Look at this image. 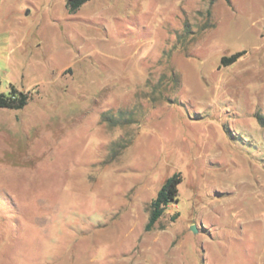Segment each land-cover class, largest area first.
Returning <instances> with one entry per match:
<instances>
[{"label": "rangeland", "instance_id": "obj_1", "mask_svg": "<svg viewBox=\"0 0 264 264\" xmlns=\"http://www.w3.org/2000/svg\"><path fill=\"white\" fill-rule=\"evenodd\" d=\"M0 93V264H264V0H0Z\"/></svg>", "mask_w": 264, "mask_h": 264}, {"label": "trees", "instance_id": "obj_2", "mask_svg": "<svg viewBox=\"0 0 264 264\" xmlns=\"http://www.w3.org/2000/svg\"><path fill=\"white\" fill-rule=\"evenodd\" d=\"M87 0H67L68 9L71 12H75L80 5H82ZM239 54H235L230 58H223L224 60H229V62H233L238 58ZM13 93V89L11 90ZM26 102V95H22L19 102H15V100L11 97H4L2 93H0V107L7 108H20ZM181 181V177L179 174H174L168 177L164 183L161 185L158 190L156 196L150 202V212L148 221L145 225V229L149 230L154 225V223L162 216L167 205L171 202H175L178 196V184Z\"/></svg>", "mask_w": 264, "mask_h": 264}, {"label": "water", "instance_id": "obj_3", "mask_svg": "<svg viewBox=\"0 0 264 264\" xmlns=\"http://www.w3.org/2000/svg\"><path fill=\"white\" fill-rule=\"evenodd\" d=\"M191 229L195 230V227L194 226H191Z\"/></svg>", "mask_w": 264, "mask_h": 264}]
</instances>
